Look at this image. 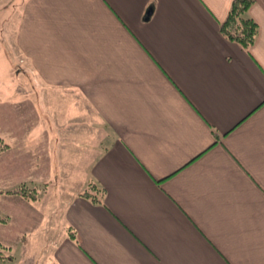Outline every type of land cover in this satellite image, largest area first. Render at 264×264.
I'll use <instances>...</instances> for the list:
<instances>
[{"label": "crops", "instance_id": "obj_1", "mask_svg": "<svg viewBox=\"0 0 264 264\" xmlns=\"http://www.w3.org/2000/svg\"><path fill=\"white\" fill-rule=\"evenodd\" d=\"M231 1H6L35 77L5 57L0 189L45 183V223L0 194L1 245L39 220L40 264H264V0L249 53L219 32Z\"/></svg>", "mask_w": 264, "mask_h": 264}, {"label": "rangeland", "instance_id": "obj_2", "mask_svg": "<svg viewBox=\"0 0 264 264\" xmlns=\"http://www.w3.org/2000/svg\"><path fill=\"white\" fill-rule=\"evenodd\" d=\"M6 1H10L13 3L16 0H1L0 1V7L2 8L0 12V75H5L4 78H7L6 74L4 72L7 71V64L5 61L7 59L11 58V69L9 72L8 77L9 78H26L27 76L25 73L32 74V77H35V75L31 72H27L24 70V61H21V58L19 55L16 54L15 48H12L11 40L8 39V37L5 35V28L10 21H15V18L11 19L9 17V14L7 15V10L11 9L10 5L7 4ZM18 1V0H17ZM0 8V9H1ZM13 8V7H12ZM14 9V8H13ZM2 15V16H1ZM10 20V21H9ZM10 42V43H9ZM3 55V56H2ZM9 57V58H8ZM23 64V65H22ZM29 77V76H28ZM36 101V100H35ZM37 104H39L38 101H36ZM40 105V104H39ZM59 105L62 108V111H64V114L67 116H73L76 114H80L83 110L82 107L75 99L71 98H65L63 100H59ZM37 111L40 112V110L37 107ZM26 185L28 188H34L38 193V199L35 202H31L32 208L36 210L39 214L41 213L40 220L45 223V183H20L14 186L13 188H16L20 185ZM12 188V189H13ZM1 191H7L6 189H0ZM10 190V189H8ZM0 216H4L7 218L6 222L9 221V217L7 215L1 214ZM39 217V216H38ZM38 219V218H37ZM39 220H37L30 229L28 226V229L23 230L21 232V235L24 236V243L22 244L21 241L19 243H13L12 246H8L6 244H3L6 247H9L10 250H2L3 254L5 255H11L14 257V263L13 264H40V260L37 261V257H40V255H43V247L46 245L45 241V230L42 228L43 223L41 225L38 224ZM29 224V222H27ZM45 226V225H44ZM20 225L18 226V228ZM11 241L13 242L12 238L9 237ZM23 241V240H22ZM1 245V244H0ZM46 250V247H45ZM41 259V258H40ZM37 261V262H36ZM8 264V261H4ZM45 264H48V261L45 257Z\"/></svg>", "mask_w": 264, "mask_h": 264}, {"label": "trees", "instance_id": "obj_3", "mask_svg": "<svg viewBox=\"0 0 264 264\" xmlns=\"http://www.w3.org/2000/svg\"><path fill=\"white\" fill-rule=\"evenodd\" d=\"M252 3L253 0H232L225 19L219 23L218 27L219 32L227 40L239 44L248 53L258 33L257 23L246 14ZM212 134L216 142L218 140L217 135L215 132H212ZM8 147V144L0 139V152L7 150ZM102 192V189L96 188L94 184H89V187L80 192L79 195L92 202L101 203ZM0 194L17 195L30 202H35L38 199L37 191L34 188H28L24 184L7 191L0 190ZM6 220V217L0 216V222L5 223ZM67 231L69 237L74 239V232L69 229ZM2 250H10V248L0 245V262L8 261L13 264L14 257L3 254Z\"/></svg>", "mask_w": 264, "mask_h": 264}]
</instances>
